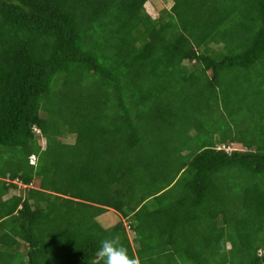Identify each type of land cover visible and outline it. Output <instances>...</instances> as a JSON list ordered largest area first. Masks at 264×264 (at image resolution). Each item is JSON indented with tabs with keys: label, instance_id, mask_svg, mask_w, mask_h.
Wrapping results in <instances>:
<instances>
[{
	"label": "trees",
	"instance_id": "1",
	"mask_svg": "<svg viewBox=\"0 0 264 264\" xmlns=\"http://www.w3.org/2000/svg\"><path fill=\"white\" fill-rule=\"evenodd\" d=\"M159 1L0 0V264H264V0Z\"/></svg>",
	"mask_w": 264,
	"mask_h": 264
},
{
	"label": "rangeland",
	"instance_id": "2",
	"mask_svg": "<svg viewBox=\"0 0 264 264\" xmlns=\"http://www.w3.org/2000/svg\"><path fill=\"white\" fill-rule=\"evenodd\" d=\"M173 5V1L172 0H160L158 3H157V9L160 11L161 9H163V8H171V6ZM211 46H213L214 48H219V46L218 45H216V44H212ZM233 79V76L231 77V80ZM230 80V81H231ZM233 83V88H234V90L233 89H231V87H229L230 88V90H231V96H227L228 98H226V100H228L229 99V101H230V103L231 102H235V101H238V100H240V101H243V102H245V105L243 104L242 105V107H245L247 110L249 109V107H252L253 105H260L261 103H257V104H254L253 102V100L252 99H249V97H247L246 95H245V93H249V92H246V90H244V88L241 90V89H239L240 87H237L235 84H234V82H232ZM232 85V84H231ZM249 91H251V89H249ZM250 94V93H249ZM250 95H252V94H250ZM253 102H252V101ZM239 102V101H238ZM236 107H238V106H236ZM232 110H229L228 112H230V113H233V112H231ZM247 112V111H246ZM246 112H241V113H243V115H244V113H246ZM240 114V113H239ZM241 115V114H240ZM68 141H70V142H72L73 141V138H69L68 139ZM242 146L241 145H239V144H236V145H234V146H232V148H241ZM36 184V183H35ZM34 184V185H35ZM116 216H118L117 215V212L116 211H114L113 209H111L108 213H106L102 218H100V222H101V224H103L105 227H109V226H106V225H108V224H112V223H116V220L118 221L119 220V216H118V218L116 217ZM114 219V220H113Z\"/></svg>",
	"mask_w": 264,
	"mask_h": 264
},
{
	"label": "clouds",
	"instance_id": "3",
	"mask_svg": "<svg viewBox=\"0 0 264 264\" xmlns=\"http://www.w3.org/2000/svg\"><path fill=\"white\" fill-rule=\"evenodd\" d=\"M98 254L103 258L104 264H137L126 249L113 240L102 241Z\"/></svg>",
	"mask_w": 264,
	"mask_h": 264
},
{
	"label": "crops",
	"instance_id": "4",
	"mask_svg": "<svg viewBox=\"0 0 264 264\" xmlns=\"http://www.w3.org/2000/svg\"><path fill=\"white\" fill-rule=\"evenodd\" d=\"M68 139H66V140L68 141ZM0 181L5 182L9 186L8 192L5 193V194H3L2 195L3 196L2 198L0 197V211L2 209H5L6 202L9 201L13 195L15 196V195H21L22 194V195L26 196L27 193H28V190L30 188L41 189V187H40V179H38V178L35 179L34 182L31 185H26V184H24L22 181H20L18 179L12 180V179H10V176L9 175H7V176L6 175L5 176H1L0 175ZM12 183L18 184L19 187L18 188H13L12 187ZM1 188H2V185L0 184V191H1ZM117 215H118V213H117ZM118 216H116V217L118 218ZM116 222H117V220H116Z\"/></svg>",
	"mask_w": 264,
	"mask_h": 264
},
{
	"label": "built area",
	"instance_id": "5",
	"mask_svg": "<svg viewBox=\"0 0 264 264\" xmlns=\"http://www.w3.org/2000/svg\"><path fill=\"white\" fill-rule=\"evenodd\" d=\"M35 161H36V157L33 156L31 162L35 164Z\"/></svg>",
	"mask_w": 264,
	"mask_h": 264
}]
</instances>
